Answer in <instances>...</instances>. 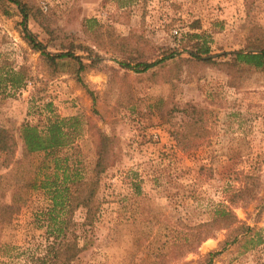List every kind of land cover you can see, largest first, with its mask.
<instances>
[{"label":"rangeland","instance_id":"obj_1","mask_svg":"<svg viewBox=\"0 0 264 264\" xmlns=\"http://www.w3.org/2000/svg\"><path fill=\"white\" fill-rule=\"evenodd\" d=\"M21 1L52 33L31 13L23 25L17 6L0 0V127L17 141L8 164L0 153V264L41 253L45 228L32 221L49 202L36 182L47 168L43 152L24 150L20 129L42 132L57 118H73L59 153L85 179L94 178L100 135L112 140L88 246L68 264H264V67L234 56L249 39L264 45V0ZM89 19L101 25L100 37ZM26 31L50 54L72 49L94 63L49 64ZM192 33L208 41L210 62L192 57ZM138 53L173 56L144 72L121 67ZM244 174L258 177L256 198L230 203ZM2 205L15 212L8 218ZM218 208L254 229L235 237L221 228L198 243L200 225ZM84 215L74 212L79 234Z\"/></svg>","mask_w":264,"mask_h":264},{"label":"trees","instance_id":"obj_2","mask_svg":"<svg viewBox=\"0 0 264 264\" xmlns=\"http://www.w3.org/2000/svg\"><path fill=\"white\" fill-rule=\"evenodd\" d=\"M15 4L21 13V23L24 25L31 13L33 18L41 25L45 32L51 34L52 30L44 23V16L36 8L21 0H8ZM89 23L90 25H88ZM91 28L95 38L101 36V25L95 19L85 21ZM193 27H198L197 23ZM26 30V29H25ZM262 30V29H261ZM253 34V33H252ZM24 38L35 51H38L43 59L49 64H56V60L71 57L77 59L78 70H84L93 65L82 63L71 50L50 54L43 45L37 42L28 31ZM193 41L191 55L200 62H210L212 59L208 41L201 33L189 35ZM96 40V39H95ZM85 50L86 47H81ZM248 50V51H244ZM131 60L121 63V67L133 69L135 72H144L157 65L162 60L173 56V53L155 61H149L143 54L133 55ZM235 60L249 67L262 69L264 67V45L256 42V39H249L245 49L234 52ZM73 118H60L49 120L44 131H40L36 126L24 123L21 125L20 138L26 152H43V164L47 168L41 179H37L39 187L46 192L48 204L33 215V223L38 227L45 228L41 253H31L25 260V264H68L78 258L79 254L88 246V231L97 215L99 202L96 198L98 190L99 176L112 163L111 138L101 134L96 145V161L93 168L94 178H83L77 171H71L68 165V156L60 154L59 151L70 144L71 132L67 129V123ZM17 147V141L4 127H0V153L3 154L6 164H8ZM243 184L233 190L229 197V202L233 204L246 203L256 198L255 189L259 186L258 177L254 174H244ZM4 213L11 216L14 211L13 205H2ZM85 209L84 220L80 224L83 228L82 234L77 232L74 222V212L78 208ZM213 226L214 229L207 228ZM204 235L198 237L201 243L210 232L221 228L229 230L235 237L242 232L248 233L254 228L246 225L237 218L233 209H215L213 217L206 223L200 225ZM90 229V228H89ZM82 239V243L80 240ZM191 250V249H188ZM30 253V252H28ZM1 264H4L1 262Z\"/></svg>","mask_w":264,"mask_h":264},{"label":"built area","instance_id":"obj_3","mask_svg":"<svg viewBox=\"0 0 264 264\" xmlns=\"http://www.w3.org/2000/svg\"><path fill=\"white\" fill-rule=\"evenodd\" d=\"M173 32H174L175 34H177V33H178L176 29H175Z\"/></svg>","mask_w":264,"mask_h":264}]
</instances>
